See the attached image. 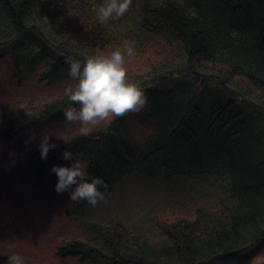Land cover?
I'll return each instance as SVG.
<instances>
[{"label": "trees", "instance_id": "trees-1", "mask_svg": "<svg viewBox=\"0 0 264 264\" xmlns=\"http://www.w3.org/2000/svg\"><path fill=\"white\" fill-rule=\"evenodd\" d=\"M103 2L0 0V58L17 77L41 69L49 84L74 80L69 59L132 47L128 78L148 97L137 117L154 124L145 146L128 137L123 114L37 157L35 179L69 150L105 182L103 201L68 210L81 236L59 252L103 264L249 257L264 245V0H133L131 12L101 23ZM70 104L12 110L3 127L14 152ZM128 179L141 187L136 209L124 194L110 203Z\"/></svg>", "mask_w": 264, "mask_h": 264}, {"label": "rangeland", "instance_id": "rangeland-1", "mask_svg": "<svg viewBox=\"0 0 264 264\" xmlns=\"http://www.w3.org/2000/svg\"><path fill=\"white\" fill-rule=\"evenodd\" d=\"M103 1L104 4L106 0ZM133 5L128 12H131ZM12 64L8 55L0 58V264H9L8 258L13 253L24 256L26 264H103L79 260L72 254L59 252L65 247V241H72L81 233L74 219L68 216V210L75 201L70 200L68 191H55L57 177L50 169L52 165H69L71 162L54 157L46 166L43 177L35 179L33 172L37 157L40 156V140L33 134L29 148L22 155L16 154L12 149L14 139L7 137L4 128L15 122L14 109L17 112L35 111L47 103L67 104L66 89L75 87L77 81L62 80L49 84L45 78L41 80L44 73L41 69L35 73L24 72L22 77H17L11 69ZM144 108L128 111L124 116L127 135L139 146L146 145L154 127L152 122L145 124L138 120ZM116 118L110 117L95 125H88L87 132L105 129ZM46 126L47 131L41 138L52 135L50 143L56 145L48 154L61 149L75 136L87 133L82 130L80 122L69 123L65 118L54 120L53 124ZM140 191L141 187L128 179L122 182L110 203L117 205L120 202L119 195L124 194L130 208L136 209L135 205L140 203ZM249 251V248L242 249L243 256ZM245 257H220L218 264H264V245Z\"/></svg>", "mask_w": 264, "mask_h": 264}, {"label": "clouds", "instance_id": "clouds-1", "mask_svg": "<svg viewBox=\"0 0 264 264\" xmlns=\"http://www.w3.org/2000/svg\"><path fill=\"white\" fill-rule=\"evenodd\" d=\"M133 0H106L97 11L101 23L120 18L132 7ZM135 52L132 47L117 49L110 54L100 53L84 59H69V75L77 81L75 87L66 89L71 104L64 111L69 123L80 122L84 132L88 125L119 117L128 111H140L148 102L144 89L128 78V63ZM52 135L40 139L39 150L42 159L56 147L50 143ZM69 165H52L51 172L57 177L55 191H68L71 201H86L95 206L105 199L102 190L105 182L101 177L91 176L72 151L65 150ZM9 264H26L24 256L13 253Z\"/></svg>", "mask_w": 264, "mask_h": 264}]
</instances>
